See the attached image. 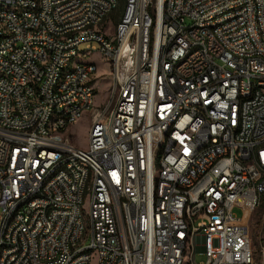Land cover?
Listing matches in <instances>:
<instances>
[{
	"label": "built area",
	"instance_id": "obj_1",
	"mask_svg": "<svg viewBox=\"0 0 264 264\" xmlns=\"http://www.w3.org/2000/svg\"><path fill=\"white\" fill-rule=\"evenodd\" d=\"M115 4L0 0V264H88L91 245L99 264H248L249 223L234 210L253 213L264 194V144L254 145L264 136V0H131L121 26L104 21ZM94 20L101 30L88 28ZM95 51L111 61L122 97L90 118L91 152L80 154L71 129L90 91L85 69L67 66ZM58 76L65 85L54 90ZM241 94L255 101L237 117ZM202 106L218 126L204 122ZM236 122L243 130L230 133ZM84 176L88 233L77 215ZM188 249L205 258L187 260Z\"/></svg>",
	"mask_w": 264,
	"mask_h": 264
},
{
	"label": "bare ground",
	"instance_id": "obj_2",
	"mask_svg": "<svg viewBox=\"0 0 264 264\" xmlns=\"http://www.w3.org/2000/svg\"><path fill=\"white\" fill-rule=\"evenodd\" d=\"M123 4V11L121 5ZM131 6V0H116L115 9H107L104 12V21L109 19L116 14H121L120 18L116 19L115 26H121L123 22V16L127 14ZM10 2L2 1V10H9ZM20 14H34V6H22L20 7ZM117 16V15H116ZM119 16V15H118ZM102 20L88 21V28L90 30H101ZM177 29L181 30V35H188V27L186 22H177ZM1 32H8L7 24H0ZM87 31V24H79L77 26V34H84ZM200 44H207V37H200ZM89 58V54L86 53H74V60H71V65L67 66V73H79V69H85L83 76V88L86 91H90L89 107L82 109L81 115L84 111L90 114V118H97L98 114L103 113V106L96 108L93 106L94 97L96 90L93 86L94 75L97 72V65L93 62H89L86 59ZM65 85V76H58V80L53 81V89L61 90ZM232 86H239V78H232ZM214 93H221V82H214ZM113 97V98H112ZM122 90H113L111 88L110 97L107 101V111H114V99H121ZM255 101V94H241V98L238 99L237 103V117H244V107L246 102ZM71 114V104H64L62 108V116H69ZM201 115L204 117V122H210L211 126H218V119L211 118L210 106L201 107ZM107 128H114V121H107ZM243 130V122H236L233 126H230V133H238ZM264 144V136H256L254 138V145ZM91 152V144L89 142L88 148L80 147V154H87ZM91 183L92 176H84L83 183L80 186V195L77 197V215L79 219L80 233H88L90 229L91 214L89 208H85L86 202L91 201ZM264 194H260V201H264ZM110 201L119 202L118 190L110 191ZM182 212H189V204H182ZM119 229H128V218L127 216H119ZM84 243H92V234L84 235ZM248 246L250 248L248 264L254 262V252L252 249L251 229L249 223L248 229ZM96 252L100 255V248L98 245H91L90 255L88 256V264L92 259V253ZM196 252L195 249H188L187 260H195Z\"/></svg>",
	"mask_w": 264,
	"mask_h": 264
},
{
	"label": "rangeland",
	"instance_id": "obj_3",
	"mask_svg": "<svg viewBox=\"0 0 264 264\" xmlns=\"http://www.w3.org/2000/svg\"><path fill=\"white\" fill-rule=\"evenodd\" d=\"M123 4L121 5V10L123 11ZM117 15V16H116ZM111 17L109 21L114 20V26L116 25V19L120 18V14H116ZM119 15V16H118ZM81 49L87 48V43H82L80 45ZM98 48V47H97ZM89 62H93L97 65V72L94 75V88L96 90L93 106L96 108H101L104 101L109 99L111 88L114 83V72L112 69L111 61L103 56L99 51H95L89 58L86 59ZM89 120L90 114L86 111L82 113L79 117V123L74 126L71 131L75 132V137L73 141L82 148H88V132H89ZM89 205V202H86V206ZM88 209V208H87ZM234 213L243 218L242 224L250 223L251 229V239H252V249L254 252V262L253 264H264V254L262 247V220L264 216V201L263 203L254 211L253 213H243L240 209L236 208ZM205 257L201 255H196V260H203ZM90 264H99L98 255L96 252L92 253V259Z\"/></svg>",
	"mask_w": 264,
	"mask_h": 264
},
{
	"label": "trees",
	"instance_id": "obj_4",
	"mask_svg": "<svg viewBox=\"0 0 264 264\" xmlns=\"http://www.w3.org/2000/svg\"><path fill=\"white\" fill-rule=\"evenodd\" d=\"M120 16H121V14H120ZM262 203H263V201H262ZM261 229H262V239H261V241H262L263 254H264V216H263V220H262V228Z\"/></svg>",
	"mask_w": 264,
	"mask_h": 264
}]
</instances>
